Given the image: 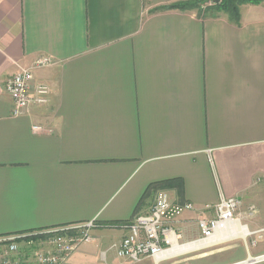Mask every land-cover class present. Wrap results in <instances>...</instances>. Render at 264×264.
I'll use <instances>...</instances> for the list:
<instances>
[{
    "label": "crops",
    "instance_id": "crops-1",
    "mask_svg": "<svg viewBox=\"0 0 264 264\" xmlns=\"http://www.w3.org/2000/svg\"><path fill=\"white\" fill-rule=\"evenodd\" d=\"M182 1L0 0V237L95 220L121 241L159 190L195 204L185 231L264 186V2L161 8ZM22 68L51 99L16 116Z\"/></svg>",
    "mask_w": 264,
    "mask_h": 264
},
{
    "label": "built area",
    "instance_id": "built-area-1",
    "mask_svg": "<svg viewBox=\"0 0 264 264\" xmlns=\"http://www.w3.org/2000/svg\"><path fill=\"white\" fill-rule=\"evenodd\" d=\"M54 59L44 55L35 61V67L52 65ZM5 90L13 102V114H24L31 106L46 105L51 99V87L46 82L35 80L30 69H20L6 79ZM33 131L42 132L44 127L40 124L33 125ZM243 201L239 197L222 196L216 205L214 218H201L198 225L201 236L187 243L211 239L222 225L229 221H239L236 212ZM152 209L144 214H138L132 220L123 222L122 228L127 234L116 247V254L130 259L153 258L162 260L165 252L175 244H180L182 235L177 232L174 221L184 212L195 209L191 201L176 202L169 193L159 190ZM95 220L77 225L75 228H61L55 230L46 241L40 242V249L25 256H18V251L23 247L31 248L35 238L31 233L18 234L6 240L8 246L0 248V264H63L71 253L84 243L95 239L92 230L96 227ZM40 241L39 239L36 240ZM186 244V243H182Z\"/></svg>",
    "mask_w": 264,
    "mask_h": 264
},
{
    "label": "rangeland",
    "instance_id": "rangeland-1",
    "mask_svg": "<svg viewBox=\"0 0 264 264\" xmlns=\"http://www.w3.org/2000/svg\"><path fill=\"white\" fill-rule=\"evenodd\" d=\"M236 215L240 222L250 230L246 237L238 235L207 247L177 254L160 262L149 257L134 260L118 256L116 247L120 239L101 243L95 230L101 228L102 225L97 223L92 230L95 239L79 246L63 264H235L250 257L256 258L264 255V186L249 194L248 199L240 205ZM75 227L77 225L69 226V228ZM58 229L61 228L42 230L40 233L42 236L38 238L40 241L37 242L38 239H33L35 244L31 248L22 246L17 252L18 256L23 257L27 253H33L40 249L42 246L40 242L48 240L52 237L51 232ZM176 229L182 235L180 244L189 242L186 240L189 237L187 232L190 235L198 236L200 231L198 223L197 225H190L185 231ZM17 235L0 237V248L7 247L8 242L6 240ZM195 235L194 237H196ZM251 264H264V260Z\"/></svg>",
    "mask_w": 264,
    "mask_h": 264
},
{
    "label": "trees",
    "instance_id": "trees-1",
    "mask_svg": "<svg viewBox=\"0 0 264 264\" xmlns=\"http://www.w3.org/2000/svg\"><path fill=\"white\" fill-rule=\"evenodd\" d=\"M264 0H219L218 2H214V0H186L182 2H177L168 6H163L161 8H179V9H191L198 7L200 9L201 14L204 16L206 11L213 10L216 12H226L229 14L230 18L239 21L240 13L239 7L242 4L252 3V4H260L263 3ZM167 183H174L177 186L179 185L182 188L181 180H171ZM122 223L116 224V226H121ZM115 226V227H116ZM42 231V230H41ZM41 231H31L27 233H31L32 237L38 239L42 236Z\"/></svg>",
    "mask_w": 264,
    "mask_h": 264
},
{
    "label": "bare ground",
    "instance_id": "bare-ground-1",
    "mask_svg": "<svg viewBox=\"0 0 264 264\" xmlns=\"http://www.w3.org/2000/svg\"><path fill=\"white\" fill-rule=\"evenodd\" d=\"M249 233L250 230L246 225L239 221H229L221 226L213 238L186 244H175V246L165 252V256L162 257V260L158 259L157 262L163 261L180 253L207 247L238 235L246 237Z\"/></svg>",
    "mask_w": 264,
    "mask_h": 264
},
{
    "label": "water",
    "instance_id": "water-1",
    "mask_svg": "<svg viewBox=\"0 0 264 264\" xmlns=\"http://www.w3.org/2000/svg\"><path fill=\"white\" fill-rule=\"evenodd\" d=\"M218 1L219 0H214V2H218ZM261 260H264V255H262L260 257H256V258L250 257V258H248L245 261H241V262H238V263H235V264H251V263H254V262L261 261Z\"/></svg>",
    "mask_w": 264,
    "mask_h": 264
}]
</instances>
